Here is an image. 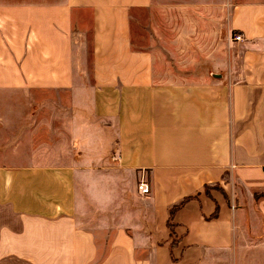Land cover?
<instances>
[{
  "label": "crops",
  "instance_id": "0c3cea01",
  "mask_svg": "<svg viewBox=\"0 0 264 264\" xmlns=\"http://www.w3.org/2000/svg\"><path fill=\"white\" fill-rule=\"evenodd\" d=\"M149 3L0 0V264H264V0H226L225 59L172 82L131 43ZM109 159L149 208L92 227L84 171Z\"/></svg>",
  "mask_w": 264,
  "mask_h": 264
},
{
  "label": "rangeland",
  "instance_id": "374dc122",
  "mask_svg": "<svg viewBox=\"0 0 264 264\" xmlns=\"http://www.w3.org/2000/svg\"><path fill=\"white\" fill-rule=\"evenodd\" d=\"M149 4L130 13L131 43L133 47L152 52L158 81L186 80V66L205 67L210 76L212 67L225 59V36L231 34L227 30L229 8L226 0H151ZM83 15L89 68L87 14ZM37 155L34 158L39 157ZM42 156L39 158L46 161L57 159L52 153ZM109 160L99 164L100 167L84 171L90 186L82 194L83 206L79 212L85 213L82 222L91 223L92 227L123 223L143 208H149L148 192H140L137 188L139 181H146V176ZM257 220L261 221L255 219L256 225L259 224Z\"/></svg>",
  "mask_w": 264,
  "mask_h": 264
},
{
  "label": "trees",
  "instance_id": "16d2710c",
  "mask_svg": "<svg viewBox=\"0 0 264 264\" xmlns=\"http://www.w3.org/2000/svg\"><path fill=\"white\" fill-rule=\"evenodd\" d=\"M209 187L220 188L219 185L216 183H214L212 185L204 184L203 189L206 193H207ZM189 198H190V196H184L181 199H179L178 201H176L173 204H171L170 206H168V209H167L168 217H167L166 223H167V226L169 227L170 230H172V228H173L172 223L170 222V218H171L172 214L174 213V211L176 209H178ZM216 212H217V208H215L213 210V212L209 215V217L215 216Z\"/></svg>",
  "mask_w": 264,
  "mask_h": 264
},
{
  "label": "built area",
  "instance_id": "2783aa9c",
  "mask_svg": "<svg viewBox=\"0 0 264 264\" xmlns=\"http://www.w3.org/2000/svg\"><path fill=\"white\" fill-rule=\"evenodd\" d=\"M232 38L234 40H239V39H241V35L239 33H234L232 35ZM137 188L139 189L140 192H143V193L148 192V186L145 182L139 181L137 184Z\"/></svg>",
  "mask_w": 264,
  "mask_h": 264
}]
</instances>
